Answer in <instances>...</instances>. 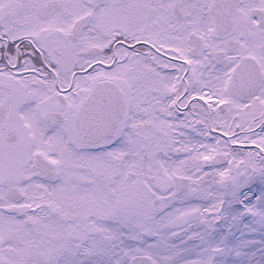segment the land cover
I'll use <instances>...</instances> for the list:
<instances>
[{"label":"snow or ice","instance_id":"snow-or-ice-1","mask_svg":"<svg viewBox=\"0 0 264 264\" xmlns=\"http://www.w3.org/2000/svg\"><path fill=\"white\" fill-rule=\"evenodd\" d=\"M0 264H264V0H0Z\"/></svg>","mask_w":264,"mask_h":264},{"label":"flooded vegetation","instance_id":"flooded-vegetation-1","mask_svg":"<svg viewBox=\"0 0 264 264\" xmlns=\"http://www.w3.org/2000/svg\"><path fill=\"white\" fill-rule=\"evenodd\" d=\"M212 135H221V133L219 131L217 132H213ZM225 138V137H222ZM245 150H255L253 146H245Z\"/></svg>","mask_w":264,"mask_h":264}]
</instances>
